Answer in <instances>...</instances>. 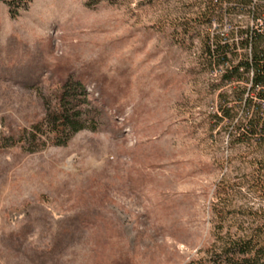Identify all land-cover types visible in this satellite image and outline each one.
Listing matches in <instances>:
<instances>
[{"label":"rangeland","instance_id":"obj_1","mask_svg":"<svg viewBox=\"0 0 264 264\" xmlns=\"http://www.w3.org/2000/svg\"><path fill=\"white\" fill-rule=\"evenodd\" d=\"M207 1L0 3V139L40 123L67 80L103 114L62 146L44 127L37 152L0 148V264H209L252 222L264 148L215 119L232 88L202 54Z\"/></svg>","mask_w":264,"mask_h":264},{"label":"trees","instance_id":"obj_2","mask_svg":"<svg viewBox=\"0 0 264 264\" xmlns=\"http://www.w3.org/2000/svg\"><path fill=\"white\" fill-rule=\"evenodd\" d=\"M32 0H0L11 16L25 11ZM123 0H85L86 7L97 6L101 3L115 4ZM208 0L202 15L203 21L218 18L224 14L241 12L253 18L263 15L260 6L247 10L249 0ZM247 38L239 43L233 42L230 35L222 41L217 36L207 35L203 44L202 54L209 67L221 69L220 82L231 87L230 95L220 94L219 105L215 119H227L234 131H239L235 141L252 145L257 149L264 148V107L258 101H264V28L256 32L247 30ZM249 33V34H248ZM249 37V38H248ZM231 40V42L229 41ZM250 48V58L238 55L236 47ZM252 72L250 81L245 77ZM247 84L250 87L247 88ZM258 89V90H256ZM87 92L80 81L67 80L61 87L60 94L53 102L43 101V118L40 123L32 125L29 131H19L15 136L0 139V148H12L20 142L28 145L30 153L42 149L44 143L37 139L45 129L53 138L55 145H64L73 134L82 131H95L101 124L102 111L92 106L87 99ZM240 117H238V113ZM256 175L251 179V188L254 193L264 200V161L257 162ZM224 190V188H223ZM222 194V193H221ZM220 189L215 192L217 202L212 212L216 218V230L221 233L227 212L224 211ZM247 215L252 222L247 226H239L234 233H227L225 237L217 238L215 245L209 251V264H264V206ZM219 236V235H218Z\"/></svg>","mask_w":264,"mask_h":264},{"label":"built area","instance_id":"obj_3","mask_svg":"<svg viewBox=\"0 0 264 264\" xmlns=\"http://www.w3.org/2000/svg\"><path fill=\"white\" fill-rule=\"evenodd\" d=\"M250 6L247 10H252L255 6H260L263 10V15L257 18H253L251 15L243 14L241 12L237 13H228L224 14L221 20V24L216 22L213 18L210 20L209 25L212 27L211 37L217 36L222 41L227 40L230 35L233 36L231 39L236 44L245 40L247 38V34L244 33L247 30L262 32L264 28V0H249ZM226 0H222V6L225 7ZM217 23V24H216ZM217 29V30H215ZM249 34V33H248ZM249 38V37H248ZM231 40H229L231 42ZM236 53L238 55H245L247 58H250V48L249 47H236ZM219 77L221 75V71L218 70ZM216 76V75H215ZM245 77L250 79L252 78V72L249 71L245 74ZM247 88L250 87V84L246 85ZM258 90V89H256ZM261 107H264V101H258Z\"/></svg>","mask_w":264,"mask_h":264}]
</instances>
